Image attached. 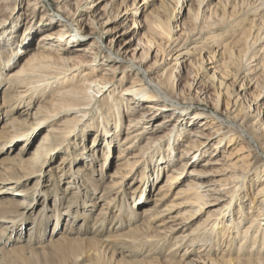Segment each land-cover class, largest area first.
Instances as JSON below:
<instances>
[{
	"label": "rangeland",
	"instance_id": "rangeland-1",
	"mask_svg": "<svg viewBox=\"0 0 264 264\" xmlns=\"http://www.w3.org/2000/svg\"><path fill=\"white\" fill-rule=\"evenodd\" d=\"M34 1L35 0H32V2ZM39 1L40 2H38L36 6L33 5L32 7L28 5V0H7L0 8V23L5 21L4 28H8L4 31H2L0 28V48H2L4 44L12 43V48H8L12 51L14 50V52L16 51V55L13 54L12 56H4L6 60L2 62L5 64H2V68H0V80L3 81V79L6 77V72L17 66V64L20 62L19 60L21 59V57H23L31 50L33 46L30 45H33V43H35L37 39H41V33L51 31L55 28L54 26L57 24V21L60 22L59 20H61L62 18L61 15L65 16L67 19L71 17H76V15H80L83 18H86V20H88L89 13L91 12V10H95L94 8H96V5L100 6L105 1H110V3L113 4V10L111 14H113L116 10L123 11L122 13L118 14L120 15V18L111 21L108 27L112 28L113 26L118 25L123 20H126L127 26L131 28L130 33H127L125 35L126 37L130 36L132 38L127 46L129 48L134 47L137 44V38H140L143 42L140 47H144V44L146 43L143 38L144 34L153 36V38L155 39L154 48L162 46L165 42V39L167 38L172 41L173 39L175 40L177 36H179L178 40L187 37L188 41L183 47V53H181L179 57L176 54H164L162 58H159L158 54H155L152 50L151 56L147 59L146 62L143 63L145 67L150 69L149 78L157 80L160 78L162 79L167 75H171V81H174L177 84L176 92H180L178 94L176 93V95L182 101H184L185 104H175L173 106H169V103L162 102L167 106L168 109H161V114L153 117L149 121L150 125L152 124V127L155 129H152L153 131L151 130L148 132V137H146V140L150 142L154 140V143L151 145L150 148H148L147 152L142 157H140L139 155L138 162L132 168V173H129L127 176H125L123 182H121V187L119 189L120 191L117 193V196L113 194L116 189H113L112 193L109 192L104 194V196L102 197H100L99 195L102 194L103 187L106 186L107 182L110 180L111 177L109 176V172L114 170L115 161H117L118 159L116 155L119 151V147L117 146L119 140L117 139L123 138L126 132V129H122L123 127L121 128V123L120 128L122 130L117 128L115 129V135H113L114 137H112V139H114V143L107 148L106 154L108 155V159L110 160L105 162L101 160L95 163L94 159L90 160L89 157H87V154L85 155L81 153L84 157H81L82 155L80 154L78 156L79 159H76L77 162L75 161L72 163V168L76 169L74 173V178L72 177L73 174L68 170L67 165L65 168H63L65 169V171L62 172V174L57 171V169L59 168L57 167L58 158L62 154L60 150L62 148H68L67 144H64L63 140H61L62 142H59L60 144H55L51 146V154L49 155V157L46 158L47 162L40 168V170L35 169L34 167L29 170V167H26L23 173L25 176L24 179L15 178L17 174L23 172V169H21L22 165L19 164L17 159L12 158L6 163L5 160L3 161V163H1V159L11 158L12 156H15V158L31 156L32 150L36 147L38 137H40L42 132H46L50 126L62 128L61 131L56 132V134L60 136L61 139L65 138L66 141L70 139L72 143L74 140H77L79 144L78 146L82 147L89 145V136L90 133L93 132L87 133V130H84V128L87 123L90 122V119L85 124H83V122H80L73 129V114L68 116L67 110H61L57 112V116H67V121L64 122L65 125H58L61 124V121H57V118L52 122H44L45 119L43 116H41L40 120L42 121V124L38 126H33L31 128L30 131L32 132V134L34 133V135H32L30 140L25 143L24 151H22L21 153L19 152L18 154H16V152H18L19 145L22 144V142L20 141L18 143H15L11 147H9L4 142L2 143L3 145L0 144V166H3L4 168H7L9 170L5 171L4 176L11 177L15 180V182L6 184L2 187L0 186V203L4 202L3 205L8 208V204L7 202H5V199L22 200L23 205L26 204V208L23 209L21 214L27 216L26 219H22L23 221L21 222L20 226L13 227L7 230L6 235L4 236V241L1 242L0 246L4 244L7 238H12L10 245L7 247L14 246V240L19 236H21L22 238H26L27 235L25 234L29 232L26 229L27 225L32 224V220L34 217H37L38 212H40L39 214L42 213V208L44 209L45 205H47L48 208L53 209L54 197L56 193L57 195H60V200L63 198L62 206L67 205L70 200L73 199L71 195L73 193L72 191H76L77 195L80 194L81 197L86 198V201L88 200V202H90L89 204L91 205L86 208L82 207V201L78 200L80 202L78 204L80 205L75 206V204H73L75 207L72 206V215H63L58 213L57 219L54 217L53 212H51L50 209H48V211L44 210L43 212L46 211L49 214L48 217H46L49 219V222L45 227L46 235L44 234L43 242L41 243V245L46 246L39 250H22L19 252L12 253V256L6 259L7 264H120L119 262L117 263V260L119 258H122L124 261L129 262V264H144V262L148 261H151V264H179L171 263L169 262V260L178 261L181 256L180 254L185 248L193 249V246L195 245H193V243H189L188 241L185 242L186 245L185 243H183L184 241L180 244L175 245V239L173 238L174 235L191 230V228H193L195 224L201 221V218L204 217V214L207 212L197 213L195 217H193V219L188 221L186 225H184L181 229H178L176 233L167 236L163 239H160L157 236V238L153 237L154 239H150V236L158 235V233L155 231L143 232L145 230V225H148L149 228H154L155 230H157L158 227L156 226V222L150 221L140 214L135 217L136 219H130L129 221L127 219L128 214L125 211L122 212V216L126 217V224L117 229V231H115V229L111 230L110 227L111 223L113 222V216H115L120 206L121 200H123V202L125 200L131 202V209L135 212H139L141 211L142 207L146 205L151 206L153 204V200H151L150 198L155 194H165L162 203H169L171 199L173 200V202L175 201L179 203L180 207L178 206L174 208L170 214H174L176 213V211H182L184 210V208L187 207L184 206L187 203V201L185 200H187L192 195L189 192H182L178 189H180V187H183L184 182L188 180V169L189 167H192L194 163L189 164L188 166L183 168V170H181V172L179 173L178 180L175 179L169 182L168 179L166 181V176L168 172L171 171L170 168L172 166L177 167L179 165L177 163L179 157H176V160L174 159L172 163L167 164L163 168L161 167V171L159 172L158 177L155 180L151 179L147 183L148 185H150V187L147 186V189H143L142 186H138L140 182L141 184H144L142 175L144 176L149 169H151V171L155 169V167L152 165L153 160L155 158V154H158L159 151H161L163 145V148L168 145L167 135L168 131L172 128L171 123H182L185 124V126L189 130H191L192 128H196L193 129V131H201L202 133H204V135L200 139L207 140V142L205 144V148H202L203 153L198 159L200 162L198 164L200 165L196 164V166L214 168V171L225 172L224 169L227 168L231 162H235L237 158H245V160L241 161L244 162L242 170L244 169L248 172L246 171L244 173L242 181L238 184L239 186H241L240 190L237 189L239 193L238 196L240 198L237 200L236 193H234V200L229 203L231 205H234V210L236 212L240 207L247 208L251 201L252 203L258 202L257 200L262 197V195L257 196L258 199L255 200L254 192L262 184H264V129L260 133L252 135L255 142L253 144L255 145L254 147H249L247 140L239 137V134L236 130L227 131V127L222 126L221 131H227V135H224L228 137V143H225L227 138L226 137L222 140V142L217 145L219 148H214V143H216L217 139L222 137L223 134H214V132L210 131V127L204 126L205 124L209 125L210 122L214 119L213 117H210V114L212 110L211 107H214L216 103L217 94L219 92L221 94L220 97L222 99V103L220 107L224 109L225 103H229L231 96L233 97V94L240 90L239 85L245 78V73L247 70H244L239 74L240 78L243 77L241 81H237L239 83L231 82V78L227 79L233 74L235 75V68L237 66L236 58H238L236 57L229 59L230 61H228L227 63H223L219 71L216 72L215 75H217V78H219V80H222V75V77H224L223 80H225L226 83L231 82V95H229L228 92L225 91V89H221L222 87L217 86L216 79L213 81L212 79H210L209 82L211 83L206 86L205 90L204 88H202V85L198 86L200 82H197L198 80H200L201 76L204 78V80H207L209 77V73H212V69L208 70V73L204 71L202 72L201 69L198 70L199 61H201L199 58L209 55V52L211 54L212 50L218 49V46H208L209 43L212 42V40L208 36H221L220 41L217 42L218 45L225 44V42L228 41L230 43V46L234 45L235 51L238 52L239 55H242V52L247 49L246 46L243 44L244 35L246 33L248 34L251 31L252 34H255V38L253 40L254 42L251 43V50L249 52V55H251V60L248 62L250 63L249 68L252 70L253 68H256L257 65H259V67H257L255 71L247 77H253V80H244V84L249 87L243 89L240 92H244V97L241 100L242 106L239 107L240 111L238 110L241 115H239L238 113V116H246L245 119L242 121L243 125H246L248 120L250 119L249 114H254L253 109L255 108L262 112L260 115L264 122V26L260 32H257L255 28L252 30V21L257 22V24L259 25V21H257L259 18V14L257 15V13L248 12L250 11V9H253L255 5L251 8L248 6V4H246V2L245 4H241L242 0H180L179 2H177L176 0H103L102 2H99L98 0H65L66 3L71 5L69 8L70 10L68 11L66 9L62 10L63 8H61V5L57 3V0ZM198 1H201L199 2V5ZM75 2L79 3L78 7L74 6ZM235 6L236 13H234V15L236 20H232L230 23L224 26H219L217 24V18L213 17L209 19V15H211L212 13H233L235 12V10L232 9V7ZM242 9L243 11H241ZM244 9L247 11H244ZM171 12L172 17L169 22L174 27V30L171 34L172 36L169 34L167 35L165 32L163 33L161 29L156 26V24L152 22L148 23V19L152 18L151 16L153 14H157V16L160 17L161 20L165 21L167 20V17L171 14ZM197 12L199 18L198 21L195 23L193 21V14H196ZM67 13L70 16L67 15ZM261 13H263V11ZM146 16L148 19L146 18ZM209 24L211 25L212 30H206L205 26H208ZM24 27L28 29L26 35H23V33H21ZM150 27H152L153 30H151ZM199 28L204 29L200 34V38H198ZM88 30L89 29L85 30L83 28L82 31L80 30V35L79 33L75 34L74 43L76 45L69 50L75 57L69 63V65H74L77 61L76 59L82 61H91V63L96 69V72H94V74H99L100 76L105 77L106 80L108 78L111 79L112 75L107 74V71H109L107 67L109 66L107 65V52L104 47L108 43L109 38L113 36V33H109L104 36V42L101 44L102 51L93 49V51L96 53L91 54L88 51L84 52L83 50H81L89 43L90 38L85 35ZM8 32L12 33L9 35V39L5 40L4 35ZM38 36L40 38H38ZM193 38H195L194 41H190ZM117 47L118 44L115 43L114 48ZM225 48L227 49V46ZM137 52L135 53V55L137 54ZM199 52H201V55ZM131 53L132 51L129 50L127 54L130 55ZM153 55H155V57H153V59L155 58L154 62L152 59ZM155 60H157L158 62L155 63ZM219 62L221 64V61ZM219 62L214 63V65L219 64ZM203 65L209 67L210 65H213V63L203 62ZM80 68L84 69L86 68V65H81ZM118 69H120V72L110 83L111 87L109 88V91L114 92L116 98L125 101L127 100V98H131L133 96L131 93L122 94V91H124L126 87H130L133 84L130 83L133 71L131 69L122 68L120 66L118 67ZM161 73L164 77H161V75H159ZM226 74H228V76H226ZM70 83L71 82H67L65 84L67 85ZM2 84L3 83H0V86ZM60 86L62 85L54 84L48 89L40 91L39 95L36 94L39 97L34 96L31 105H26L28 106L26 112L32 111L34 109L33 107L39 104L49 109H51L52 107H57L58 109H61L60 107L64 108L62 104H65L66 101L60 99L56 100V97L53 95ZM31 98L32 97H30L29 99ZM141 98L142 96L139 98V100L143 106L145 103ZM198 99H201V101H198ZM106 101H102V103L97 102V104L99 103L100 107H103V103ZM156 102H161V99L155 101L154 103ZM95 103L93 106H95ZM130 104L134 108H139V105H137V103ZM2 108L3 107L0 106V122L2 119H5V116H3V113L1 112ZM183 108L186 109L185 112H182ZM232 109L233 107L231 108V110ZM20 111L21 110H19V112ZM134 111H128L125 108L120 110L119 118H121L120 121L124 123V128L126 126L125 123L127 122L125 120V118L127 117L126 115L128 113L133 114ZM183 113L186 114V116H182L183 118H180V122L178 120ZM190 115H195L196 118L191 120V118H188L190 117ZM113 119V122H115L116 117L113 116ZM162 119L169 120L166 122L164 121L163 123H157ZM241 120L242 119L239 118L238 122ZM110 122L112 123V121ZM38 127H42V129ZM179 127H181L182 130H185L184 128H186L183 125H179ZM175 129L177 130V126L175 127ZM187 130H185L186 134H183L180 139L179 137L177 138V134L174 133V139L171 145H174L172 146V150L174 151V154L176 156L182 155L183 149H188V151L191 150V147L186 146L187 142L189 141V134H187ZM115 137L118 138L115 139ZM97 141H99V139ZM143 141L144 140H142V142ZM104 145L105 144L102 143L100 146L104 147ZM78 146L76 147V149L78 148ZM100 146L97 150L96 156H101L102 154ZM70 149L75 150L74 145ZM81 149L82 148H80V151ZM106 154L103 153L105 157H107ZM226 155L228 158H225ZM206 159H210L213 161L217 160V162L205 164L203 162H206ZM153 175L154 174H152V176ZM214 176L215 175L209 174L205 178H211ZM68 179H71L72 181H68ZM162 183H165V185L161 186ZM143 190H145V199L140 203L138 202L139 204L134 205V203L132 202L137 201V199H135L136 196L141 194L140 196L143 197ZM44 195L46 198H44ZM253 197L254 199L252 200ZM109 200H112L109 204L111 208L107 209V204L105 202H108ZM94 201H96V203L93 204ZM219 202V204H216L212 207H215L217 205L219 206L224 201ZM100 206H106V214L102 215V217L96 214ZM30 208L33 209L31 210ZM83 212L87 213L88 216L86 218H83ZM255 212L256 210H253L247 212L246 215H253V213L255 214ZM51 214L52 216H50ZM100 217L102 219L105 217L103 224H99L100 219L98 220V218ZM164 217L165 215L160 217V219ZM160 219L158 220L160 221ZM258 221L263 222L264 219ZM248 222L249 220L245 218V216L241 217V221L238 225L239 230L244 228L245 225L248 224ZM218 223H220V221L217 222L216 225ZM132 226H137L139 230L143 232L141 233V235H146L148 237V240L150 239L151 241L143 242V240L140 239L136 240L128 237L127 239L124 238L125 232H128V229ZM247 230L251 237L256 228L248 227ZM58 235H62L61 237L64 238H76L77 240L65 241L64 239L62 241L48 245L49 238L52 239L53 237H56ZM107 236L108 238H106ZM79 238L102 239L103 247L105 246L107 252L105 253L104 250L100 251V253L98 251L95 252L94 244L88 245L86 241H82ZM219 238L220 236H215L214 240H217L218 242L217 244H215V246L211 247L209 255L191 250L190 254L186 253V259H202L208 256H215L216 258H221V263H225L227 260L233 259L235 261V264H252L249 258H256L258 256V258H263L264 260V252L261 251L262 249H264V244L260 242H254V244L257 246V249L256 251L254 250L251 252H248L247 250L253 244V240H248L246 241V243L242 242L243 246L240 247V249H243L244 251L240 255H238L237 247L241 243L239 236L232 237V239L229 241L219 240ZM32 240L33 242L37 241L36 239ZM30 246L33 247L32 245ZM30 246L27 245L28 248H30ZM195 248L198 249V247ZM226 250H229L230 252H227L226 255L220 254L222 253L221 251L226 252ZM95 254L98 255L95 256ZM239 257L243 258L241 262H239L238 260Z\"/></svg>",
	"mask_w": 264,
	"mask_h": 264
},
{
	"label": "bare ground",
	"instance_id": "bare-ground-1",
	"mask_svg": "<svg viewBox=\"0 0 264 264\" xmlns=\"http://www.w3.org/2000/svg\"><path fill=\"white\" fill-rule=\"evenodd\" d=\"M7 0H0V8L3 6V4ZM99 2H102L103 0H98ZM179 2L180 0H176ZM30 6L33 7L37 5L39 0H35L32 2V0H28ZM198 1V5H199ZM248 4L249 7L252 8V6L255 5L253 9H250V13H257L259 14V18L257 21H259V25L257 22L252 21V30L255 28L257 32H260L264 26V0H242L241 4ZM57 3L61 5L62 10H70V4L66 3L65 0H57ZM77 2L74 3V6L78 7ZM179 4V3H178ZM93 7V5H92ZM91 7V9H92ZM235 7H232V9L235 10ZM95 10H91L89 13L88 20L86 18H83L80 15H76V17H71L67 19L65 16L61 15L60 22L57 21V24L54 26L55 28L51 31L43 32L41 33L40 37L41 39H37L35 43H33V46L31 50L25 54L21 59L20 62L12 68L11 70H8L6 72V77L2 80H0V83H3L0 88V106L3 108L1 109L2 115L5 116V119L1 120L0 122V144L3 142L7 144L9 147L13 146L15 143H18L19 141L22 142V144L18 147V154L24 151L25 143L30 140L32 135V132L30 131L33 126H38L42 124V121L40 120L41 116L44 117V122H52L56 118L57 121H61V124L58 125H65V121H67L66 115H59L57 116V112L61 110H67L68 116L73 114L74 120H73V129L80 123L83 122L85 124L89 119L90 122L87 123L84 130H87V133H90L89 136V145H86L84 147L78 146V141L74 140L73 143L69 139L66 141L65 138L61 139L60 136L56 134V132L61 131L62 128L60 127H49L46 132H42L40 137L37 139L36 147L32 150L31 156L23 157V158H15V156H12L11 158H2L1 163L5 160V163L8 162V160H11L12 158L17 159L20 165H22L21 169H23L22 173H19L15 176V178L24 179V170L26 167H29V170L33 167L35 169L40 170V168L46 164V158L49 157L52 150V145L60 144L59 142H62L63 140L64 144H67L68 148L61 149L60 152L62 153L61 156L58 158L57 162V171L62 174V172L65 171L66 165L68 166V170L73 174L76 169L72 168V163L76 161V159H79L78 156L82 154H87V157H89L90 160L95 161V163L103 160L108 161V155L107 148L110 147L114 143V137L117 129H126V132L124 134V137L119 140V143H117V146L119 147V151L117 152V161H115L114 170L109 172V176L111 177L110 180L107 182L106 186L103 187L102 194L99 195L100 197L104 196V194L109 193L113 191V189H116L113 194L117 196V193L120 191L121 182H123V179L125 176H127L129 173H132L133 166L138 162V157H142L148 150V148L151 147V145L154 143V140L152 142L147 141L146 137L148 132L155 128L152 127V124L150 125V120L161 114V109L167 108V106L163 103H169V106H173L175 104L177 105H184L185 102L182 101L177 95H176V89L177 84L172 80L171 75H167L164 77L161 74V77L164 78L160 79H152L149 78L150 69L144 66V62L147 61V59L151 56V51L155 54H158L159 58H162L164 54H176L178 57L181 53H183V47L185 46L186 42L188 41L187 37L182 38L178 40V37L170 41L168 38L165 39V42L162 46H159L158 48H154L155 39L153 36L150 35H143L144 41L146 43L144 44V47H140V45L143 44L142 40L140 38H137V44L134 47H127L128 43L132 39L130 36L126 37L125 35L127 33H130L131 28L127 26L126 20H123L118 25L113 26L112 28H109L110 22L114 19L120 18V13H122L123 10L118 11L116 10L113 14H111L113 10V4L110 3V1H105L100 6L96 5ZM200 10V8H199ZM204 11V10H203ZM243 11V9L241 10ZM244 11H247L244 9ZM263 11V13H261ZM200 12V11H199ZM66 13V12H65ZM234 13H212L209 15V19L215 17L217 18V24L220 26H224L228 23H230L232 20H236ZM238 13V12H237ZM76 14V13H75ZM67 15H69L67 13ZM171 14L167 17V20H161L160 17L157 16V14H153L152 18H146L148 19V23H154L156 26L161 29V31L166 33L167 35H171L174 27L169 22L171 19ZM70 16V15H69ZM82 17V18H80ZM237 17V16H236ZM198 12L196 14H193V21L196 23L198 21ZM235 18V19H234ZM158 22V23H156ZM159 25V26H158ZM240 25V24H238ZM5 26V21L0 23V28L2 31L7 30ZM218 26V27H219ZM206 30H212L211 25L205 26ZM89 29L85 35L90 38L89 43L81 50L84 52L88 51L91 54H94L96 52L93 51V49L101 50V44L104 42V36L113 33V36L109 38L108 43L105 45V49L107 52L106 60L108 62L107 74H111L112 78H108L106 80L105 77L100 76L99 74H94L96 72L95 67L91 63V61L86 60H79L76 59V63L74 65H69V63L74 59V55L69 51L72 49L76 44L74 43V37L75 34L80 35V32L82 29ZM97 29V30H95ZM151 30H153L152 27H150ZM81 30V31H80ZM95 30V31H93ZM203 28H199L198 34L199 37H201V32L203 31ZM28 29L24 27L23 35H26ZM75 31V32H74ZM246 31V30H245ZM12 32H8L5 34L4 39H9V35ZM70 35V36H69ZM132 36V35H131ZM172 36V35H171ZM252 36V39H251ZM255 34H252L250 31L248 34L246 33L243 38V44L246 46V52H242V55H239L238 52L235 51V46H230V43L228 41L225 42V44L218 45V41H220V37L212 35L208 36L212 42L209 43L208 46H218V49L212 50V53L207 56L200 57L198 64V70L201 69L203 72H207L208 70L212 69V73H209V77L207 80H204V78L201 76L200 80L197 82L199 83L198 86L202 85V88L204 90L206 89V86L210 84V79L217 81V86L222 87L221 89H225L226 92H228L229 95H231V82L236 83L237 81H241L243 79L240 78V73L244 70H247L245 73V78L243 79L242 83L239 85V91L234 93L233 97L231 96L229 103H225L224 109L220 107L222 103V99L220 97V92L217 94V100L214 105V107H211V114L210 117L214 118L213 121L210 122L209 125H204L205 127H210V131L215 133H222V137L218 138L216 143H214V148L218 147L217 145L222 142L224 138L227 136V131H237L239 134V137L244 138L247 140L249 147H254L255 143L254 139L252 137L253 134H258L264 129V122L261 118V113L257 109L254 110V114H249L250 119L248 120L246 125H243L242 121L245 119V117H239L240 114V108L242 106L241 100L244 97V92L240 93L243 89L249 87L246 84H244V80H253L254 78H247L251 73L255 71L259 65H257L256 68H253L252 70L249 68L250 63H248L251 60V55H249V52L251 50V43L254 41ZM38 36V38H40ZM170 38V37H169ZM19 39V38H18ZM30 39V37H29ZM195 38H193L190 41H194ZM251 40V41H250ZM82 41V40H81ZM242 42V41H240ZM117 43L118 47L114 48V44ZM12 43L10 44H4L2 48H0V68H2V63L6 59L4 56H12L13 54L16 55V51L10 50L8 47L12 48ZM175 44V45H174ZM227 46V49L225 48ZM131 50L132 53L128 55V51ZM138 50V52H137ZM102 51V50H101ZM137 54L135 55V53ZM201 55V52H199ZM245 54V55H244ZM85 55V54H83ZM242 56V57H241ZM93 57V56H92ZM155 57V55L152 56ZM218 57V58H217ZM238 57V58H236ZM236 58L237 60V66L235 68L236 72L235 75L228 77L227 79L231 78L230 83H226L224 77L217 78L216 72L219 71L223 63H227L230 61L229 59ZM155 59V58H154ZM153 59V62H154ZM205 59V60H204ZM211 59V60H210ZM221 61V64L220 62ZM158 61L155 60V63ZM203 62L205 63H213V65H210L209 67H206L203 65ZM219 62V64L214 65V63ZM7 63V62H6ZM86 65V68L82 69L80 68L81 65ZM117 64V65H116ZM116 65V66H115ZM122 68H128L133 71L132 78L130 80V83H133L130 87H126L124 91H122V94L131 93L133 96L131 98H127V100H120L119 98L115 97V93L109 91V88L111 87L112 80L117 76V74L120 72V69L118 67ZM224 74V72H223ZM228 76V74H226ZM207 81V82H206ZM67 82H71L70 84H65ZM239 83V82H237ZM62 85L60 86L55 93L53 94L57 99L66 101L65 104H62L64 108L60 107L61 109H58L57 107H52L51 109L45 108V106H42L41 104L35 105L33 107L34 109L32 111H27L28 106L31 105V102L34 98V96L39 97L37 95L40 94V91L48 89L52 85ZM229 88V89H228ZM180 93V92H178ZM177 93V94H178ZM37 94V95H36ZM142 96V100L145 103L143 106L140 103L139 98ZM32 97L31 99H29ZM138 97V98H137ZM27 98V99H25ZM105 99V100H103ZM107 99V101H106ZM126 99V98H125ZM161 102H156L157 100H160ZM94 101V102H92ZM106 101L103 103V107L97 104V102ZM198 101H201V99H198ZM96 102V103H95ZM163 102V103H162ZM26 103V104H25ZM92 103V104H91ZM95 103V106H93ZM130 103H137L139 105V108H134L131 106ZM56 104V103H53ZM97 104V106H96ZM28 105V106H26ZM159 105V106H158ZM60 106V105H59ZM180 107V106H178ZM233 109L231 110V108ZM126 109L128 111H134L133 114L128 113L125 118L127 121L125 123H122L120 116V110ZM133 109V110H132ZM168 109V108H167ZM176 109V108H175ZM182 109V108H181ZM19 110H21L19 112ZM239 110V111H238ZM25 111V112H24ZM186 109L183 108L182 112H185ZM26 113V114H24ZM197 115V114H195ZM195 115H190L188 117L194 119L196 118ZM263 115V114H262ZM113 116L116 117L115 122H113ZM186 116V114H182L179 117L183 118ZM220 118H219V117ZM218 117V118H217ZM92 118V119H91ZM217 118V119H216ZM239 118L242 120L238 122ZM63 119V120H62ZM170 119V118H169ZM167 120H160L157 123H163ZM220 119V121H219ZM112 121V123L110 122ZM219 122V123H215ZM121 123V128H120ZM171 123V129L168 131L167 139H168V145L161 148V151H159L158 154H155V158L153 160V166L155 169L151 171L149 169L147 173L142 178L144 180V184L139 183L138 186H142L143 189L147 186L150 187L147 183L152 179L155 180L158 177L159 172L161 171V167L163 168L169 163H172L176 157H179L178 159V166H172L170 169L171 171L168 172L166 176V181L169 179L170 181L178 180L179 179V173L183 168L188 166L189 164L194 165L192 167H189L187 172V175L189 176L188 180L184 182L183 187H180L178 189L182 192H189L192 196L189 197L187 200L186 208L182 211H176L174 214H170L171 211L179 206V203L173 202L171 199L169 203H162L164 199V195H153L150 199L153 200V204L146 205L141 208V211L135 212L131 209V202L121 200L120 206L115 214L113 216V222L111 223L110 229H119L123 225L126 224V217L122 216V212H127L128 214V220L130 219H136L135 217L138 216V214L143 215L146 219L150 221L156 222V226L158 227L157 230L154 228H149L148 225H145L146 231H155L158 233V235L150 236L149 238L152 239L156 236L160 239H163L167 236L173 235L176 233L178 229H181L188 221L193 219L197 213L207 212L204 214V217L201 218V221L194 225L191 230L186 231L184 233H179L177 235H174V244H180L185 243L188 241L189 243H193V249L185 248L183 252L180 254V259L178 261H172L169 260L171 263H179V264H235L234 260H227L225 263H221V258H216L215 256H208L206 258L202 259H186L187 254L191 253V250L198 251L200 253L209 255L211 251V247L215 246L217 244V240L215 239V236H220L219 240H231L232 237H240L241 243L238 245V255H240L244 250L240 249V247L243 246V243H246L248 240H253L251 247L247 250L248 252L256 251L257 246L254 244V242H260L264 244V221L260 222L258 220L264 219V184H262L258 189L255 190L254 196L255 200H257V196L262 197L258 199V202L255 203H249L247 208L240 207L237 212L234 210V205H231V203L234 200V193H236L237 200L240 198L238 195V190H240L241 186L238 184L242 181V177L244 173L247 170H242L244 162H241L242 160H245L244 157L241 159H238L235 162H231L229 164V168H225L224 171H214V168H206L204 166H196L200 165L199 157L203 153V147L205 148V144L207 140L200 139L204 135L201 131H193L192 128L189 130L185 124H173ZM179 125H183L185 130H187V134H189L188 142L186 146L191 147V150L188 151V149H183L182 155L176 156L174 154V151L172 150L171 145L174 139V133H176V137L179 139L183 136V134H186L185 130H182ZM177 126V130L175 127ZM222 126L227 127V131H221ZM83 127V126H82ZM42 129V127H38ZM92 129V130H91ZM121 129V130H122ZM83 130V131H84ZM152 130V131H153ZM41 132V131H40ZM37 133V132H36ZM70 133V132H69ZM225 134V135H224ZM85 136V135H84ZM195 136V137H194ZM64 137V136H63ZM118 137H115V139ZM145 138V139H144ZM170 138V139H169ZM172 138V139H171ZM99 139V141H97ZM142 140H144L142 142ZM103 141V142H102ZM147 141V143H146ZM231 141V140H230ZM233 141V140H232ZM72 143V144H71ZM105 144L104 147L100 146L101 144ZM225 143H228V137L226 138ZM3 145V144H2ZM74 145V149L72 146ZM78 148L76 149V147ZM101 147L100 150L102 151L101 156H96L97 150ZM114 146V145H113ZM247 146V145H246ZM247 146V147H248ZM88 149H87V148ZM248 147V148H249ZM80 148L81 151H80ZM106 148V149H105ZM219 148V147H218ZM250 149V148H249ZM79 152H78V151ZM83 150V151H82ZM127 152V153H126ZM205 152V150H204ZM105 153L107 157L103 155ZM81 154V155H82ZM81 157H84L83 155ZM225 158H228L227 155ZM176 160V159H175ZM210 160L206 159V162H203L205 164L207 163H216L217 160ZM77 162V161H76ZM0 163V164H1ZM90 165V164H88ZM130 167V168H129ZM81 169V168H79ZM5 171H9L7 168H4L3 166H0V186H5L6 184H10L12 182H15L14 179L11 177H5ZM264 171V170H263ZM248 172V171H247ZM172 173V174H171ZM175 173V174H174ZM261 173V172H260ZM152 174H154L152 176ZM215 175L211 178H205L207 175ZM206 175V176H205ZM262 175V174H261ZM76 178V177H75ZM120 178V179H119ZM141 178V179H142ZM68 181H72L71 179H68ZM237 184V185H236ZM54 185V184H53ZM165 183H162L161 186H164ZM68 187V186H66ZM160 189V187H159ZM168 189V188H166ZM24 190V189H23ZM22 190V191H23ZM5 191V190H4ZM26 191V190H25ZM24 191V192H25ZM66 191V190H65ZM237 191V192H235ZM73 193L72 198L70 202L62 206L63 201L60 200V195L55 194L54 197V206L53 209L48 208L47 205L44 206V209L47 210L50 209L51 212H53L54 217L57 219V215L59 214H65V215H72L73 213V207L78 206L80 203L78 200L82 201V207H88L91 206L86 201V198L81 197V195H77L76 191H72ZM145 190L142 191L143 197L138 196L135 197L137 201H134L132 203L139 204L142 202L145 198L144 193ZM45 194V192H44ZM18 195V194H17ZM62 197V195H61ZM80 197V198H79ZM114 197V196H113ZM44 198L45 195H44ZM108 198V197H107ZM85 199V200H84ZM134 199V200H135ZM254 197L252 198V200ZM112 200H109L108 202H105L106 206H100L97 210V215L106 214V208L110 209V203ZM219 201L222 202L219 206L212 207L216 204H219ZM5 202L8 204V208H6L3 203H0V244L4 241V236L6 235L7 230L20 226L22 219H26L27 216L22 215L23 209L26 208V204L23 205L22 200H15V199H5ZM139 202V203H138ZM96 203V201L93 202V204ZM113 203V202H112ZM75 204V206L73 205ZM114 204V203H113ZM256 205V207H255ZM174 206V207H173ZM106 207V208H105ZM180 207V206H179ZM34 208V207H33ZM33 208H30L31 210ZM256 210L255 214L247 216L246 213ZM39 214L37 213V217H34L32 220L31 225H27L26 229L29 231L26 238H22L19 236L18 238H15L14 246H10L12 238H7L5 240L4 244L0 246V264H7L6 259L12 256V253L19 252L22 250L27 251H34L44 248L46 245H41L43 242V236L46 233L45 227L47 226V223L49 222L48 212H43ZM169 213V214H167ZM126 214V215H127ZM163 215H165L164 218H161ZM236 215V216H235ZM52 216V214L50 215ZM83 218H86L88 215L87 213H82ZM245 216L249 220L248 224L245 225L244 228L239 230V223L241 221V217ZM98 218L100 219L99 224L104 223V218ZM160 219V221L158 220ZM221 225H216L217 222ZM146 224V223H145ZM259 224V225H258ZM258 226V227H256ZM248 227L256 228V230L253 232L252 236L250 237L248 232ZM220 228V230H219ZM128 232H125L124 238H132V239H140L143 240V242H150L151 240H148V237L146 235H141L143 233L137 226L130 227L128 229ZM21 235V234H20ZM46 235V234H45ZM123 235V234H121ZM52 236V235H51ZM62 236V235H61ZM61 236L53 237L52 239L49 238L48 245L53 244L55 242H59L65 239V241H76V238H64ZM141 236V237H140ZM8 237V236H7ZM156 237V238H157ZM108 238V236L106 237ZM153 238V239H154ZM32 239H36L37 241L33 242ZM80 239V238H79ZM82 241H86L88 245L94 244V251L99 252L104 250L106 253L105 246L103 247V241L102 239H92V238H86V239H80ZM148 240V241H147ZM243 242V243H242ZM188 244V243H187ZM27 245H32L30 248L27 247ZM186 245V243H185ZM190 245V244H189ZM226 245V244H225ZM181 246V245H180ZM174 247V246H173ZM195 247H198L196 249ZM228 248V247H227ZM261 251L264 252V249ZM221 255H226V253L230 252L229 250H226V252L221 251ZM187 253V254H186ZM98 254H95V256ZM184 255V256H183ZM112 256V255H111ZM259 257V256H258ZM249 258L251 260L250 262L252 264H264L263 258ZM243 258H238L239 262H241ZM248 261V260H247ZM123 263V264H129V262L124 261L122 258H119L117 260V263ZM197 262V263H196ZM144 264H151V261L144 262Z\"/></svg>",
	"mask_w": 264,
	"mask_h": 264
}]
</instances>
